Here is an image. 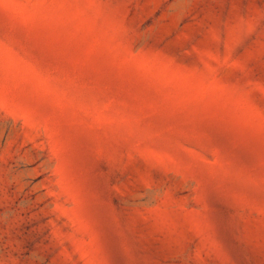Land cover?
<instances>
[{"label":"rangeland","instance_id":"obj_1","mask_svg":"<svg viewBox=\"0 0 264 264\" xmlns=\"http://www.w3.org/2000/svg\"><path fill=\"white\" fill-rule=\"evenodd\" d=\"M0 264H264V0H0Z\"/></svg>","mask_w":264,"mask_h":264}]
</instances>
